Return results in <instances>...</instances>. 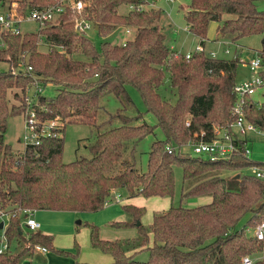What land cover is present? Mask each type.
I'll return each instance as SVG.
<instances>
[{
    "label": "trees",
    "instance_id": "1",
    "mask_svg": "<svg viewBox=\"0 0 264 264\" xmlns=\"http://www.w3.org/2000/svg\"><path fill=\"white\" fill-rule=\"evenodd\" d=\"M0 1L3 8L16 2L23 11L44 8L56 0ZM85 1L86 19L99 36L123 27L133 32L131 39L123 45L104 42L96 48L85 35L73 30L67 14L59 23L46 25L36 33L0 34V64L4 66H0V209L97 212L112 191L121 189L128 198L170 199L172 167L177 166L181 180L178 199L205 198L208 202L193 208L169 206L152 216L147 229L136 224L138 239L125 245L98 239L97 228L88 225L90 245L111 257L108 264H242V257L257 253L259 258L251 264H264V238L257 241L252 235L255 226L264 225V183L247 171L250 166L264 171V163L245 160L239 154L212 161L176 149L170 154L164 152L166 145L178 147L201 132L203 140L208 141L213 125L224 126L231 121L237 60L210 58L204 49L184 59L165 43V35L157 25L160 10L151 6L127 10L128 5L146 7L148 4L142 0ZM120 7L126 9L124 13L118 12ZM184 21L187 32L198 38L201 47L213 22L217 23V38L226 37L231 45L245 37L259 36L255 54L264 69V10L257 11L253 0H190ZM40 42L47 46L44 53L37 50ZM77 52L87 61L72 60L70 57ZM26 66L38 77L42 88L49 85L56 89L52 97L42 94L38 98L41 108L34 107L36 116L44 120L58 118L61 125L54 131L58 137L41 139L39 146H27L13 156L3 134L9 117L24 113L22 95L28 78L21 73ZM15 67L18 72L12 74L11 68ZM165 74L175 95L173 103L157 92ZM127 87L138 93L145 113L154 117L155 124L133 125L140 113L133 117L117 113L114 116L119 118L120 126L98 133L87 146L89 157L62 163L65 125H94L99 100L106 95L129 104ZM10 91L15 105H8ZM243 114L246 122L264 130V101L249 103ZM154 130L161 133V139L151 143L145 171L138 173L132 163L122 160V153L129 144L132 152ZM243 170L245 174L240 173ZM122 209L133 222L142 214L141 208L126 205ZM20 218L15 215L4 226L9 250L0 255V264H19L22 258L33 255L34 245L76 259L75 254L53 250L49 235L39 231L23 235ZM250 228L251 234H247ZM148 235L152 243L145 248L147 260L138 263L127 253L145 247Z\"/></svg>",
    "mask_w": 264,
    "mask_h": 264
},
{
    "label": "rangeland",
    "instance_id": "2",
    "mask_svg": "<svg viewBox=\"0 0 264 264\" xmlns=\"http://www.w3.org/2000/svg\"><path fill=\"white\" fill-rule=\"evenodd\" d=\"M148 5H151L153 9L160 10L161 17L157 23L162 33L165 35V43L172 47V50L181 55L192 53L198 44V38L189 34L186 30L184 16L188 11V5L190 0H142ZM257 11L264 10V0H253ZM19 7V6H18ZM150 6H146L148 8ZM4 8L0 1V12H3ZM124 7L118 9L119 13L125 12ZM217 23H209L207 28L206 37L204 40V51L216 52L217 57H230L232 56V45L222 39L217 38L215 31ZM123 27L116 28L112 33L107 36H99L94 28H90L85 32L86 38L96 47L99 48L100 44L106 42L113 45H121L128 39H131L133 32L129 30V34H125ZM38 31V25L33 22H24L19 25V32L24 33H36ZM217 39V40H216ZM224 39H227L224 37ZM215 40V41H214ZM122 41V42H121ZM259 36H249L239 39L235 44L239 47L236 51L238 56L244 62L251 60L255 56V52L259 50L260 46ZM228 48L229 54L223 55V49ZM37 50L41 53L47 51V46L40 42L37 45ZM232 52V53H231ZM72 60L86 62L87 59L79 52L74 53L71 57ZM1 67H4L0 64ZM250 76L246 67L237 65L235 72V82H239L243 79H247ZM128 97L130 99L129 104H125L121 99H118L112 95H106L100 98V109L94 119V125L88 124H67L63 130L62 139V152L61 162L70 163L78 158H87L89 154L87 152V146L91 144L98 133L107 131L109 129L120 126L119 118L114 115L119 113L126 117H133L136 113H140L138 121H132L133 125L144 123L148 126L155 124V119L152 115L145 113L144 105L138 95V93L131 87L126 88ZM159 96L173 103L175 101V95L173 90L168 86L167 75H164L162 85L157 90ZM56 89L53 86L47 85L43 90V96L52 97L55 95ZM12 92L7 95L8 105L16 104L11 98ZM253 98H256L258 103L264 101V88L258 89ZM23 135V121L21 116H12L6 120L5 132L3 134V141L7 144L13 156L22 153L21 137ZM246 139L248 141L247 147L249 150V158L252 162L264 163V130L255 129L254 131L247 132ZM161 139V133L158 130H154L153 134L147 135L140 140L135 146L132 152H130L131 145L126 146V150L122 153V160L128 161L134 165L135 170L138 173L144 172L146 167V159L149 151V147L155 140ZM191 157H196L189 155ZM202 159H207L206 156H197ZM117 171V168L115 169ZM173 171V192L172 197H152L154 199H148L141 196L132 197L130 204L140 206L142 214L133 222L132 216L125 213L122 206L128 205L126 200L125 190H116L110 193L108 201L103 205L101 210L97 212H55V211H33V220L39 225V232L45 233L52 238L53 250L62 251L75 254L76 259L71 257L59 256L51 251H46L44 257L47 258V264H74L73 262H81L82 264H108L111 262V257L105 253H102L99 249L94 248L89 242V230L88 225H93L97 228V237L102 241L119 242L121 244L132 243L138 239L137 225L147 229L151 216L159 214L169 208V206L177 207L181 205L183 208H193L200 206L201 203L197 202V198L185 199L180 201L179 188H180V168L177 166L172 167ZM241 174H245L246 171H241ZM202 199V198H199ZM126 200V202H125ZM203 200V199H202ZM155 201L163 203L162 209H159ZM203 204V203H202ZM201 204V205H202ZM159 210V211H158ZM11 210L0 209V215L9 216ZM5 218V217H4ZM6 219V218H5ZM79 222V224H77ZM115 222L130 223L127 225L114 226ZM0 223H5L0 218ZM252 228L246 231L247 234H251ZM152 240L148 236L147 244L145 247L137 248L133 251V260L141 263L147 260L146 247H150ZM132 252V251H130ZM37 254V253H33ZM251 262L259 258V254L252 256H245ZM244 257H242L243 259ZM38 262V259H35ZM73 261V262H72ZM45 262V259H44ZM24 264V263H20ZM28 264V263H26ZM39 264V263H37Z\"/></svg>",
    "mask_w": 264,
    "mask_h": 264
},
{
    "label": "built area",
    "instance_id": "3",
    "mask_svg": "<svg viewBox=\"0 0 264 264\" xmlns=\"http://www.w3.org/2000/svg\"><path fill=\"white\" fill-rule=\"evenodd\" d=\"M171 1V0H168ZM151 6V5H147ZM144 5H139L136 8L128 5L127 10L140 11L144 9ZM87 3L85 0H56L55 3L40 9H25L21 11L16 2H11L0 12V34L20 35L19 25L24 22H33L38 25V30L46 25H55L60 22V19L67 14L69 17L73 30L78 34L85 35V32L93 25L86 19L85 9ZM125 34H129V30H124ZM229 42H226L227 44ZM124 42L121 44L123 45ZM0 48H3V43L0 41ZM203 47L197 45L194 52L200 53ZM223 55H228V48H224ZM189 53L183 55L184 59H188ZM210 58H217L216 52L210 51L207 53ZM232 59H236L238 65L246 67L250 76L239 82H235L232 88L233 102L230 106L229 112L231 121L224 126L213 125L211 129V138L208 141L203 140V132L198 137L194 135V139L186 142L178 147H170L166 145L164 152L170 154L174 149L179 153L193 155V156H206L209 160H227L234 155L239 154L245 160L249 158V150L244 136L247 132L254 131L256 128L249 122L245 121L244 108L249 103H254L251 98L255 92L264 88V69L261 64V59L255 56L244 62L238 55H232ZM22 68V67H21ZM18 72V68H11V73ZM21 75L28 78V82L23 90L22 99L25 104L24 113L21 115L23 121V135L21 137L22 151L27 147H37L40 140L44 138L58 137L54 131L59 128L60 121L58 118L51 120L40 119L34 112V107L41 108L37 104L38 98L43 94V89L38 77L31 74V68L23 67ZM42 110V109H41ZM187 125V123H186ZM243 143H240L242 142ZM248 173L256 179L264 183V171L255 166L248 168ZM33 211L28 209L12 210L9 216L0 215L4 220L2 229H0V255L8 252L9 247L3 233L6 222L17 215L20 218L19 227L23 235L39 231V225L33 220ZM6 219H5V218ZM253 237L257 241L264 238V225L260 224L254 227L252 232ZM26 237V236H25ZM33 253L44 254L45 248L34 245L31 248ZM242 264H251V261L244 257Z\"/></svg>",
    "mask_w": 264,
    "mask_h": 264
},
{
    "label": "crops",
    "instance_id": "4",
    "mask_svg": "<svg viewBox=\"0 0 264 264\" xmlns=\"http://www.w3.org/2000/svg\"><path fill=\"white\" fill-rule=\"evenodd\" d=\"M215 41V40H214ZM223 41L224 42H228V40L227 39H223ZM122 42V41H121ZM198 45V44H197ZM236 46H238V45H232V48H233V50H232V55H238V52L236 51L239 47H236ZM172 48V47H171ZM251 100L254 102V103H258V101H257V99L256 98H251ZM244 140L246 141V143L248 144V141H247V139H246V135L244 136ZM112 192H115V191H112ZM111 192V193H112ZM130 199L131 198H128V197H126V200L128 201V206H133V207H140V206H137L136 204H134V205H132V204H130ZM148 199H154V198H148ZM203 199V198H202ZM199 199V198H197V202H199V203H206V202H208V199ZM126 200H125V202H126ZM155 204H156V206L159 208V209H162V206H164L163 205V203H161L160 201H155ZM200 204V205H201ZM124 206H126V205H124ZM159 211V210H158ZM153 216V215H152ZM152 216H151V220H152ZM151 223V222H150ZM150 225V224H149ZM42 234H44V235H47V234H45V233H42ZM148 236H150V235H148ZM134 252L135 251H132V252H129V253H127L128 255H132V254H134ZM45 254V253H44ZM44 254H33L32 256H30V257H25V258H22V260L19 262V264L20 263H24V264H26V263H28V264H37V263H39V264H47V258L46 257H44ZM35 259H38V262H36L35 261ZM44 259H45V262H44ZM73 262V261H72ZM74 264H82L81 262H78V263H76V262H73Z\"/></svg>",
    "mask_w": 264,
    "mask_h": 264
},
{
    "label": "water",
    "instance_id": "5",
    "mask_svg": "<svg viewBox=\"0 0 264 264\" xmlns=\"http://www.w3.org/2000/svg\"><path fill=\"white\" fill-rule=\"evenodd\" d=\"M95 29H96V27H95ZM77 224H79V222H77ZM0 229H2V223H0Z\"/></svg>",
    "mask_w": 264,
    "mask_h": 264
}]
</instances>
